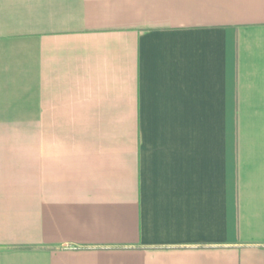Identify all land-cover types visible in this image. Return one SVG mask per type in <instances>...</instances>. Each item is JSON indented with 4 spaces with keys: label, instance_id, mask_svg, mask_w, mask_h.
Masks as SVG:
<instances>
[{
    "label": "crops",
    "instance_id": "obj_1",
    "mask_svg": "<svg viewBox=\"0 0 264 264\" xmlns=\"http://www.w3.org/2000/svg\"><path fill=\"white\" fill-rule=\"evenodd\" d=\"M0 264H264V0H0Z\"/></svg>",
    "mask_w": 264,
    "mask_h": 264
},
{
    "label": "rangeland",
    "instance_id": "obj_2",
    "mask_svg": "<svg viewBox=\"0 0 264 264\" xmlns=\"http://www.w3.org/2000/svg\"><path fill=\"white\" fill-rule=\"evenodd\" d=\"M26 148H27V151H26V154H27L26 158H27V160H28V157L32 159V156H30V155H32V145L27 144V147Z\"/></svg>",
    "mask_w": 264,
    "mask_h": 264
}]
</instances>
